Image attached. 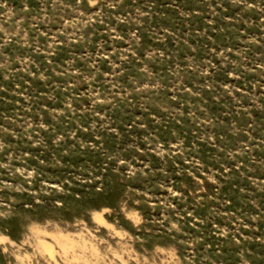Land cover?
<instances>
[{
    "label": "rangeland",
    "instance_id": "1",
    "mask_svg": "<svg viewBox=\"0 0 264 264\" xmlns=\"http://www.w3.org/2000/svg\"><path fill=\"white\" fill-rule=\"evenodd\" d=\"M0 264H264V0H0Z\"/></svg>",
    "mask_w": 264,
    "mask_h": 264
},
{
    "label": "bare ground",
    "instance_id": "2",
    "mask_svg": "<svg viewBox=\"0 0 264 264\" xmlns=\"http://www.w3.org/2000/svg\"><path fill=\"white\" fill-rule=\"evenodd\" d=\"M95 218L98 219L99 221L105 223V224H108V221L106 220V218L103 215V211H96L95 212ZM36 232L38 233V234L36 233L38 235V238H37L38 247L43 251V253H45V254L49 253L52 257L55 256L56 249L54 248L55 247L54 243L52 241H50V240L45 238L47 233L51 237H53L54 240L57 241V243H59L62 246V249L64 251V253H63L64 255L67 254V251L70 248H73L76 251H86L87 252V250H86V244H87L86 243V239L84 238V236L81 233H79V237L77 238V237L73 236L72 234L66 233V232H63V231H60L58 233L49 232V231L42 232L41 229L37 228ZM97 251H98V249L95 247L94 248V253L97 252ZM83 255H85V254H83ZM20 256H21L22 259H26L27 257L30 256V254H28V253L25 254V255L20 254ZM74 256H76V255H74ZM80 256H82V255H80ZM86 256H87V254H86ZM86 256H84V257H86ZM77 257H78V255H77Z\"/></svg>",
    "mask_w": 264,
    "mask_h": 264
}]
</instances>
